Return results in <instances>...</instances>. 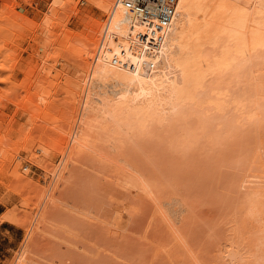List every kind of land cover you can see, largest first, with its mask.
I'll return each instance as SVG.
<instances>
[{"label":"rangeland","instance_id":"374dc122","mask_svg":"<svg viewBox=\"0 0 264 264\" xmlns=\"http://www.w3.org/2000/svg\"><path fill=\"white\" fill-rule=\"evenodd\" d=\"M52 1L37 0V3L29 6L21 3L38 27L26 30V37L21 39V48L18 46L17 51H22L20 54L25 60L38 64L37 71L42 63L39 60L44 59L45 52L49 53L69 44L78 49L77 53L87 51L90 42L88 39L86 42L85 37L91 38L95 20L104 18L101 7L96 6V2L102 0H94L95 4H91L89 0H67L70 6L60 8L62 10L56 12L59 13L58 18L49 10L53 6ZM74 6L76 10L73 11L71 7ZM16 9L24 12L22 7ZM45 13L50 14V20L57 18L63 23L65 20L67 25L64 24L65 28L57 25L49 30L42 22ZM63 29L66 30L63 38L70 33L73 42L68 38L64 42L62 38V47L50 43L54 38L52 33L58 34ZM61 53L58 60L51 59L46 63L48 67L53 63L54 69L48 72L47 67L36 73L37 82L40 78H45L44 81H51V78L53 80L56 72L62 75L67 73L66 77L70 75L69 79L77 80L80 77V61L77 57L68 49L61 50ZM22 76V73L18 75L19 81ZM46 87L48 92L45 97L48 102L51 99L56 103L64 95L68 100L67 93L59 85L57 94L49 91V85ZM61 99L58 101L59 106L58 102L53 104L57 107L55 110L62 107L65 116L68 114L65 108H68L71 99H62L67 101L64 105ZM13 107L14 105H9L5 111H0L4 122L11 119V114H15L13 119L20 122L18 124L14 120L17 123L16 127L13 124L15 128L12 126L10 129L12 137L3 142L6 146L2 147L6 150L3 153L1 148L0 152V165L3 164L4 168L0 171V210L2 213L13 214L20 224L0 221L5 222L0 226V251H3L0 253V264H12L16 256L24 264H264V121L258 120L253 126L248 125L249 128L246 125L245 128L240 126L241 129L237 126L238 130L234 128V131L231 128L232 133L219 129L218 139L216 134H211L213 129L218 130L217 127H212V130L209 128L211 131H199L197 119L193 118L195 121L192 122L190 118L182 120L184 117L181 115H170L154 124L151 134H139L142 136L139 138L134 134L137 137L131 139L133 135L128 136L129 138L124 135L117 137L112 133L113 128L108 125L109 122H104L107 119L104 113L100 108L94 109L90 113L93 126L87 128L89 147L77 154L76 162L69 164L61 184H52L55 186L52 191H56L53 195L57 200L53 199L57 202L49 206H44L43 202L40 209L38 203L41 195L36 187L40 188L38 185L43 182V186L49 183V180L45 181L44 173L47 168L52 167L44 162V157L49 154L52 146V141H49L53 135L50 132L48 135L44 130L48 132L56 128L54 131H59L57 127H61L64 121H56L54 114H57V110L54 112V107L50 106L53 108L46 111L50 115L48 120L36 122L40 126L33 124L32 129L28 114L21 110L14 113L13 109L16 107ZM185 121L187 125H184ZM188 122L191 125L197 122V133L191 125L190 127L195 135L199 132L201 134L192 139V144L190 141L188 146H179L176 140H179V135L182 136V126L185 129L186 126L189 127ZM2 124L0 125L3 126ZM36 126L41 127V130ZM106 127H109L108 132L112 136L115 135L114 138L108 136L111 139H105ZM18 128L35 136V139H30L31 151L18 149L23 138L20 137L22 132ZM27 128L32 131L28 132ZM207 131L217 139L208 137ZM202 132L207 134L202 135ZM42 133H45V139L40 144L38 139ZM33 135H29L30 138ZM50 135L52 137L49 138ZM120 137L127 138V141L113 140ZM55 138L56 135L53 141ZM57 158V154H52L50 161L56 163ZM40 160L47 166L46 169L41 167ZM28 179L38 185H30ZM167 207H170L169 210ZM45 208L46 222L41 225L43 232H37L36 225H33L34 230H31L33 232L27 241L26 247L31 252L23 251L16 255L31 226V217L38 209L40 213ZM160 210L164 211L163 214Z\"/></svg>","mask_w":264,"mask_h":264},{"label":"bare ground","instance_id":"6f19581e","mask_svg":"<svg viewBox=\"0 0 264 264\" xmlns=\"http://www.w3.org/2000/svg\"><path fill=\"white\" fill-rule=\"evenodd\" d=\"M89 1L91 4H95L94 0ZM127 1H97L96 6L101 7L100 10L104 18L102 20L96 19L93 36L91 38L85 37V41L90 42L88 50L84 52L81 50L82 53H77L78 49L76 47L74 49L68 43L69 45L65 46V44V47L61 49L56 48L52 52H45L44 59L40 57L41 60L39 61L42 63H40V69L37 71L38 64H33L28 59L25 60L20 54L22 51L19 53L17 51L21 39L26 37V30L38 27V24L34 22L35 19L29 18L27 9L21 3L29 6L37 3V0H0V111L8 108L9 105H14L16 107L13 109L14 113H19L18 110H21L28 114L29 124L32 122L31 128L33 129V124L39 125L36 122L48 120L50 115L48 116L46 111H50L54 107L55 100H53L54 102L51 99L49 102L46 100L47 97L45 96L48 92L46 85L50 86L49 91H54V94H57L59 85L67 93L68 100L71 99L68 108H65L67 115L64 116L65 111L62 107H58L57 111L55 110L57 107H54L53 111H56V115L52 111L56 121H64L61 127L58 126L60 122L56 124L60 128L55 125L59 129L56 132L54 131L56 128L53 130L56 133H54L56 140L53 141L55 135L52 133V127H50L52 128L51 131L46 132L47 130H44L45 133L50 132L53 135V138H50L51 135L48 136L51 139L49 142L52 141V146L49 148V154L44 157V162H48V165L52 167L46 169L47 166L45 167L40 160L41 167L44 166L43 168L46 169L45 176L43 175L45 181L49 180L45 186H43L44 182L43 185L39 184L40 186L34 183L40 187L34 186L41 195V201L38 203L40 209L43 202H45L44 206L57 202L56 196L53 195V192L56 191H52L55 186L53 187L52 184H61L63 174L68 170L69 164L76 162L77 154L89 147L87 128L93 126L90 122V113L94 109L100 108L101 112L104 113L105 118H107H104L107 120L104 122H109L108 125L110 124L109 126L113 128L112 133L116 136L131 137L133 135L131 139L137 136L138 138L139 136L142 137L146 132L147 135L151 134V130L153 131L151 127L170 115H178V117L181 115L184 117L182 120L190 118L192 122L197 119L199 129L196 126L197 122L195 125L193 123L194 127L189 124L190 120H187L189 127L186 126L185 129V126H182L181 131L183 130V133L180 132L182 136L179 135V140L176 141H178L179 146L182 145L183 147L188 146L190 141L192 144V139L201 134L200 130L211 131L212 127H217L218 130L215 131L218 133L213 129L212 131L215 133L211 131V134H216L215 136L218 137L219 129L225 132L232 128L234 131L237 126L240 129V126L245 128V125L249 128L258 120L264 121L261 120L264 118L262 117L264 116V0H175L171 18L165 25L159 24L156 15V4L162 0L149 1L150 14L148 15H144L137 9L128 8L126 6ZM51 4L53 6L51 8L48 6V8H50V12L56 15L59 14L56 12L60 8L65 9L70 6L67 0H53ZM17 7H22L24 12L18 11ZM71 8L73 11L76 10L75 6ZM46 15L43 16L42 22L48 29L57 27V25L64 26L66 23L65 20L64 23L62 20H56L59 15L57 18L56 16L53 17V19L56 18L54 20H50L52 19L50 14L47 13ZM40 27L42 29V25ZM65 31L63 29L58 34L49 31L54 35L50 43L58 46L62 44L61 40ZM67 36H65L68 38L67 40H73L70 33V37ZM66 38H63L62 41L65 42ZM71 48L74 50L70 51ZM64 49H68L80 61V66L77 64L81 71L78 73L80 77L78 76L77 80L69 79L68 76L70 75L66 77L67 73L64 72L66 75H62L56 72L53 74V80L50 77L51 81L45 80V82L43 80L45 78H40V81L37 82L35 79L38 77V72L47 69L46 63L49 60H58L62 56L61 50ZM34 61L37 63L36 60ZM53 67L54 64L52 63L47 71L50 72L51 69H54ZM20 73L24 76L19 81L18 75L20 76ZM63 78L64 81H62ZM64 96L62 99L67 98ZM62 99V104H66L64 102L68 100L62 101ZM14 115L11 114V119L7 120L8 123L4 122L0 116V124L3 123V126H0L4 129L2 131L0 128V152L6 146L3 142L12 137L10 136V129L13 124L15 126L18 122V120L13 119ZM6 118L9 119L10 117ZM14 120L17 122L15 123ZM187 121L184 125H187ZM190 125L194 128L195 133H197L196 129L199 130V133L195 135ZM106 128L104 130L107 131L105 139L114 138L115 135L112 136V133L108 132L109 127ZM18 129L21 130V128ZM27 129L30 132L31 129ZM24 132L20 135L23 138L18 149L29 152L31 151L29 145L32 143L30 139H35V136L33 133ZM207 132H202V135L207 134ZM230 132L232 133V130ZM39 133L41 132L39 131ZM211 134L209 132L207 136L211 137ZM29 135L34 137L30 138ZM42 135L39 136L40 139L36 137L40 144L45 139L44 135L42 138ZM216 137L214 138L217 139ZM117 139H120L121 142L127 141V138L124 137H122L125 139L123 141L121 137L113 140L117 141ZM112 142L108 141V143ZM4 150L6 148L3 149V153ZM52 154L58 156L56 163L50 161ZM129 166L132 167V165ZM3 169L2 164L0 171ZM133 170L131 169V171ZM29 178L31 179V177ZM28 182L30 185L33 184L29 179ZM142 184L144 185V183ZM167 208L169 210L170 207ZM40 209L31 217V226L16 255L22 254L23 251L31 252L26 245L31 232H33L31 230H34L33 225H36L37 232L42 231L41 225L43 226L46 222V208L39 213ZM162 211L163 214L164 211ZM3 220L20 224L18 218L10 212L0 214V221ZM17 258L18 256L14 258L12 264H24Z\"/></svg>","mask_w":264,"mask_h":264},{"label":"built area","instance_id":"2783aa9c","mask_svg":"<svg viewBox=\"0 0 264 264\" xmlns=\"http://www.w3.org/2000/svg\"><path fill=\"white\" fill-rule=\"evenodd\" d=\"M149 1L150 0H137L134 2L128 0L126 2V6L132 10L137 9L141 11L144 15H148L150 14V10L148 8L150 5ZM174 2L175 0H162L159 3L157 2L156 15L159 19L160 25H165L170 20L173 11Z\"/></svg>","mask_w":264,"mask_h":264},{"label":"crops","instance_id":"0c3cea01","mask_svg":"<svg viewBox=\"0 0 264 264\" xmlns=\"http://www.w3.org/2000/svg\"><path fill=\"white\" fill-rule=\"evenodd\" d=\"M2 213V210H0V214ZM5 222H0V226H2L3 224H4ZM3 247H4V249H5V246H2V249H3ZM3 251H0V253H2Z\"/></svg>","mask_w":264,"mask_h":264}]
</instances>
